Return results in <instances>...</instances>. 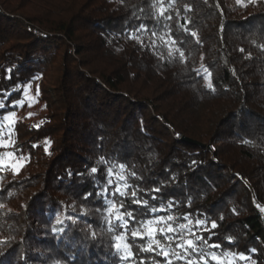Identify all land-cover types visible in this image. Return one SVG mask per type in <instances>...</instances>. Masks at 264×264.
Instances as JSON below:
<instances>
[{
	"label": "trees",
	"instance_id": "16d2710c",
	"mask_svg": "<svg viewBox=\"0 0 264 264\" xmlns=\"http://www.w3.org/2000/svg\"><path fill=\"white\" fill-rule=\"evenodd\" d=\"M0 102V264H264V0H0Z\"/></svg>",
	"mask_w": 264,
	"mask_h": 264
},
{
	"label": "snow or ice",
	"instance_id": "6c2138e0",
	"mask_svg": "<svg viewBox=\"0 0 264 264\" xmlns=\"http://www.w3.org/2000/svg\"><path fill=\"white\" fill-rule=\"evenodd\" d=\"M253 2H254V0H253ZM142 27H144V26H142ZM153 35H155V32H153ZM174 42H175L174 40L171 41V43H174ZM176 51L179 52L181 57H183L184 53L179 48H177ZM241 51H243V50H241ZM171 55H172V52L170 50L169 51V56H171ZM29 87H30V85H29ZM208 87L209 88H213V85L211 84V82H209ZM17 104L22 105L23 101H16V102H14V104L12 106H15ZM3 107H4L3 103L0 102V108H3ZM14 116H15V112H12L10 115H6L4 118L7 119V120H11L12 117H14ZM0 131H2V129H0ZM245 143H247V141H245ZM7 147H10V143L5 142L3 140H0V148H7ZM20 159H23V158L22 157L16 158L14 156V153L9 152L6 158L0 157V168L10 167V168H12L13 170H15L18 173L19 169L22 167V164L19 162ZM119 167L121 168V170L124 169V165L123 164H121ZM97 171L98 170H97L96 167H93L91 169L92 173H96ZM107 172H108V177H109L108 180H107V184L111 185L113 183V181L111 179V176H112V173H113L112 168L111 167L108 168ZM69 174L71 175V173H69ZM133 175H135V174L133 173ZM120 179L121 180H125V183L123 185L124 190L121 189L120 185H117L116 188H115V191L111 195L115 196L118 193L120 195V197H126V196L129 195V193L127 192V189L131 188V185L127 183L126 178L123 175L120 176ZM153 191L158 192L159 188H155V189H153ZM90 195H91V193H86L85 197L87 198ZM97 195L98 196L99 195H104L105 196V205H106V207L108 209V215L109 216H111L113 212L117 213L115 215V219L119 223L117 225H113L110 230H114L115 228H122V229H124V232L115 236V240L117 241V243H115L113 245V247L118 252H121V259H126L127 258V252H128V250L130 249L131 246L125 242L124 245H123V249H122V246H121V243H120V241H125L126 233H127L128 226H129L128 220H125L124 217H128L131 220H135L136 218L133 216V212L131 210L119 211L117 209V205L112 200L107 198V196H108L107 187L103 188L102 191H98ZM130 195L133 198H135L137 196V191L136 190L131 191ZM152 199H156V197L153 196ZM133 203L142 205L144 207L148 206V201L147 200L133 199ZM119 207H120V209H123V203H121ZM168 207H171V204H169ZM162 209H163V205H161L159 208L158 207H152L151 208V212L154 214L156 212L161 211ZM184 219L188 220V217L185 216ZM172 220H173V216L172 215H167V216H159V217H156L155 219H148L146 221L139 222L142 225H146L147 226L146 227V231H147V235L149 237L150 243L148 245V248L145 249V250H151V242L154 240V234L157 231L161 232L162 234H166L168 232H174L173 227L171 226V224L168 223L169 221H172ZM188 222L191 223V221H188ZM57 223H60V221L57 220ZM196 223L198 225H203L205 223V221L198 220ZM153 225H157L159 227H153ZM179 227H180V229H183L185 227V225L181 224V225H179ZM211 227L212 228H216L217 227L215 222L212 223ZM54 231H55V229H54ZM131 234H132L133 237L139 236L141 239H144V236L141 233L139 228L133 230ZM93 235H95V234L93 233ZM168 239H172V237H168ZM197 239H202V237H197ZM209 239H211V237H209ZM154 242L157 245H159V241H154ZM186 243H187V248H191V249H193L195 251V246H194L193 240L189 239V240L186 241ZM204 243L207 244V240H205ZM178 247H184V246L183 245H178ZM210 247L219 248L220 245L214 243V244L210 245ZM185 251H187V249H185ZM252 251H255V250L253 249ZM161 254L163 256L167 257L168 256V251H166L164 249H161ZM198 254H199V256L201 258H203L206 255V253H205V251L203 249H200ZM176 255L179 256L178 253H176ZM212 257H213V259H216L217 261H219L220 264H222V261H221L220 257L216 256L215 253L212 254ZM240 258L241 259H246V257L243 256V254H240ZM189 264H192V262H189Z\"/></svg>",
	"mask_w": 264,
	"mask_h": 264
},
{
	"label": "rangeland",
	"instance_id": "374dc122",
	"mask_svg": "<svg viewBox=\"0 0 264 264\" xmlns=\"http://www.w3.org/2000/svg\"><path fill=\"white\" fill-rule=\"evenodd\" d=\"M44 113H45V108L43 104H41L39 101L33 100V101H30L28 106H26L22 110V117H25L31 122H37L41 119ZM4 141L10 143V147L0 148V153L2 152L3 154L8 155L10 151L12 152L11 149L14 144H13L12 138L8 140H4ZM19 162L22 164V167L19 169L21 170L24 167V162L23 160H20Z\"/></svg>",
	"mask_w": 264,
	"mask_h": 264
},
{
	"label": "water",
	"instance_id": "95a60500",
	"mask_svg": "<svg viewBox=\"0 0 264 264\" xmlns=\"http://www.w3.org/2000/svg\"><path fill=\"white\" fill-rule=\"evenodd\" d=\"M182 140H183V141H185V142H189V143H192V144L201 145L202 147H204V145H203V144H200V143H198V142H195V141H193V140H190V139H188V138H185V137H183V138H182Z\"/></svg>",
	"mask_w": 264,
	"mask_h": 264
}]
</instances>
